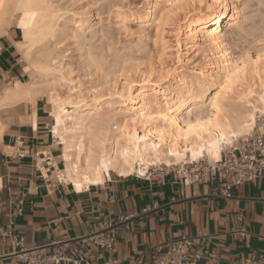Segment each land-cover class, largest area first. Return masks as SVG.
<instances>
[{
    "label": "bare ground",
    "instance_id": "1",
    "mask_svg": "<svg viewBox=\"0 0 264 264\" xmlns=\"http://www.w3.org/2000/svg\"><path fill=\"white\" fill-rule=\"evenodd\" d=\"M55 3L0 0V33L9 27L20 30L21 41L16 46L26 61L23 72L27 76V80L15 81L0 92V138L12 124L35 127L36 102L43 99L52 119L51 134L64 162V169L56 173L57 180L79 190L103 183L110 172L120 177L143 176L150 166L158 164L171 167L204 157L215 162L225 146L253 132L256 118L264 116V51L261 48L262 54L240 57L237 62L228 52L229 42L223 39L240 25L241 9L236 0H147L135 19L153 27L156 34L163 22L178 21L181 3L184 8L203 6L205 11L193 17L189 12L181 13L184 26L173 30L176 58L181 64L175 69L176 77L167 73L165 79L173 78L163 84L162 78V82L150 81L151 73L143 72L138 83L124 76L121 85L111 83L109 100H103L105 96L96 87L91 89L90 100H78L83 97L77 94L80 88L51 49L58 41L59 22L66 21L63 9ZM74 20L71 34L79 44L84 23ZM223 26L228 27L225 33ZM162 32L168 51L172 48L168 49L166 37L173 32ZM200 52L204 63L189 67L188 54L197 56ZM91 57L87 55L85 66L98 74V62ZM253 80L259 82V91L250 85L253 90L249 87L248 93L236 98L238 101L228 97L232 89L248 86Z\"/></svg>",
    "mask_w": 264,
    "mask_h": 264
},
{
    "label": "crops",
    "instance_id": "2",
    "mask_svg": "<svg viewBox=\"0 0 264 264\" xmlns=\"http://www.w3.org/2000/svg\"><path fill=\"white\" fill-rule=\"evenodd\" d=\"M20 41L15 27L0 33V92L27 80ZM35 108V127L12 124L0 138V230L12 220L23 249L60 246L67 258L81 256L92 264L108 256L122 264H148L154 247L183 234L203 238L202 247L217 256L214 263L187 264H243L251 257L264 262V177L233 187L230 197L215 181L184 185L160 172H110L103 183L78 190L57 180L64 162L49 108L43 99ZM96 233L114 237L109 252L89 240ZM18 251L0 235V264H23Z\"/></svg>",
    "mask_w": 264,
    "mask_h": 264
},
{
    "label": "rangeland",
    "instance_id": "3",
    "mask_svg": "<svg viewBox=\"0 0 264 264\" xmlns=\"http://www.w3.org/2000/svg\"><path fill=\"white\" fill-rule=\"evenodd\" d=\"M53 1L56 2L55 6H59L63 9L61 13L64 14L66 21L64 22L61 19L64 22L61 23L62 21L60 20L61 22H59V24H61V26L58 28V36H56L55 39L58 41H55L56 45L53 44L51 49L54 53H58V61L64 64V66L65 64L67 65L65 67L71 72L70 78L73 79L78 89L80 88V93L77 92V94L83 97L79 98L78 100H90V98L88 97H90V95L94 92L91 90L94 87H96V90L99 91L98 93H101V95L103 94V96H105L103 97V100H109V97L107 96H109L108 94L112 92V86L114 85V83L116 85H121V83H123V79L127 77V75L129 77L131 76L130 81L128 80L129 82H132L136 79L135 83H138V81L141 80V74H143V72L144 74L146 73L145 75H147V73H151V76L149 77L150 81L158 80L162 82L163 80V84H168L171 78L177 76L175 74V69L179 68L181 65L176 58V46L173 37V30L175 31L177 26L179 25H181L182 27L184 26V14L182 15L181 13L189 12V15L193 17L196 14L205 11V7L203 6L195 5L190 7L184 4V8L183 3H181V10L179 6L177 7L179 8L177 9L178 21L172 22L171 24H164L163 22V24H161L159 32L156 34L153 27H147L146 24H139L135 19L139 12L145 7L147 0ZM153 1L154 0H152V2ZM236 1L238 2L239 8L241 9V21L238 27L240 28V31H238V28H236L233 32L234 35L232 34L231 36H227L229 37L227 40L226 36L223 39H225L226 43L227 41L229 42L227 46L230 48V51L228 50V52H231L234 57L238 59L237 62H239V60H241L239 59L240 57H252L258 54H262V52L264 51V0ZM72 18H75V20H81V22L84 23V31L79 34V38L81 39H79V44L77 40L72 38L71 33L74 30V27L72 26V21L74 19ZM62 25H66V27L63 28ZM240 26H242V28ZM236 30L238 32L237 35H235L237 33ZM162 31L170 33L173 32L171 34L172 36L166 37L167 40H169V43L167 42V45H169L168 49L172 48L168 51L165 50L163 46L162 38L164 36H162ZM224 31H228L227 26H223V32ZM64 35H66L67 38L66 36L64 37ZM230 40H233L234 42ZM261 48L262 52L260 51ZM87 55L89 57L92 56L91 58L98 62V65L100 67V72H98V74L97 72L93 71V68H87L85 66ZM202 57L203 55L201 52L197 56H194V53L188 54V58H190V60L188 61V66H192L195 64L202 65V63H204ZM100 64H102V66ZM115 69H118L119 71ZM119 73H121V75L124 73L123 77L119 76ZM167 73H171V76L173 77L170 76L165 79L164 77ZM115 75L119 76V80L116 79L117 76ZM156 75L158 76L156 77ZM114 76L115 81L113 80ZM153 78L156 80H154ZM102 82L105 83L103 84ZM256 82L257 84H255ZM111 83H113V85ZM250 85H252L253 89H256L257 91L260 90L259 82L253 80L252 83L248 86L242 85L241 87L238 86L232 89L231 93L228 94L230 95L228 97H230L231 100L233 98L234 102L238 101L239 96L248 93L247 91L249 90H253ZM101 88H103V90ZM109 89H111V92ZM228 97L226 100L231 101L228 100ZM234 98H237L238 100H234ZM250 134H252V131L248 135ZM198 161L212 162L214 160L209 159L208 157H204L202 159H199ZM187 163L195 162L187 161L186 163L171 167L165 166L163 164H158L156 166H150L146 170L145 174L160 172V169H163V172H165L166 167L167 169L173 168L176 171H180L182 169V166Z\"/></svg>",
    "mask_w": 264,
    "mask_h": 264
},
{
    "label": "built area",
    "instance_id": "4",
    "mask_svg": "<svg viewBox=\"0 0 264 264\" xmlns=\"http://www.w3.org/2000/svg\"><path fill=\"white\" fill-rule=\"evenodd\" d=\"M24 153L18 155L23 157ZM42 163L41 158L36 159V164ZM161 173L172 174L182 180L184 185L199 183L206 185L210 181L217 182L225 197H230V191L235 186H240L256 179L264 177V116L256 118V128L252 134L239 138L233 144L225 146L218 161H196L187 163L182 169H167ZM151 173L145 174L147 177ZM135 175H138L135 173ZM143 175V176H145ZM140 176V175H139ZM142 176V177H143ZM124 218L123 220H125ZM2 237L11 238L14 247L20 246L17 259L23 264H92L83 257L78 256L69 259L65 256L60 246L43 247L34 250L23 249L17 236L13 235V221L9 220L5 229L0 230ZM97 247L110 251L114 245V237L106 236L103 233H96L89 238ZM203 238L179 235L161 246H156L151 251L148 264H187L208 261L214 263L217 260L216 254L202 247ZM165 251L162 256L161 250ZM138 261L136 264H139ZM99 264H122L118 258L108 256ZM243 264H264L263 261L251 257Z\"/></svg>",
    "mask_w": 264,
    "mask_h": 264
}]
</instances>
